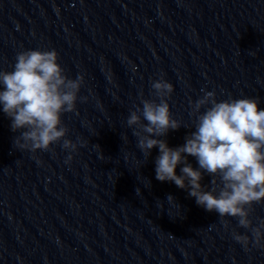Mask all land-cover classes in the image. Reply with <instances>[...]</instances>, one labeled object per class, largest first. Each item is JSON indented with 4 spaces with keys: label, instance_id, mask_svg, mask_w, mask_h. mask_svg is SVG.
Here are the masks:
<instances>
[{
    "label": "clouds",
    "instance_id": "clouds-1",
    "mask_svg": "<svg viewBox=\"0 0 264 264\" xmlns=\"http://www.w3.org/2000/svg\"><path fill=\"white\" fill-rule=\"evenodd\" d=\"M59 60L55 49H27L16 54L11 71L0 70V106L11 121V130L19 132L14 138L18 150L47 152L55 144L77 150V143L66 138L69 129L62 117L77 110L78 100L87 99L79 96L84 77H69ZM151 89L156 99L142 98V106L130 110L126 124L144 156L159 149L155 178L187 189L198 206L218 214L225 228L229 226L226 218H234L246 232L233 229V239L245 250L250 244L264 247V219L253 221L255 206L264 204V108L259 107V99L218 100L214 91H206L190 101L194 131L186 135L182 146L172 148L161 137L188 127L170 111L167 99L173 85L161 75L151 82ZM189 156L196 159L197 168ZM71 159L69 155L65 163ZM205 175L210 177L207 185L202 184ZM168 201L175 202L171 195Z\"/></svg>",
    "mask_w": 264,
    "mask_h": 264
}]
</instances>
